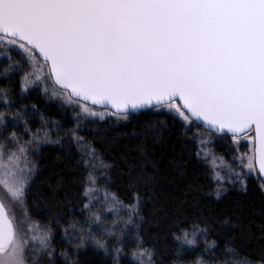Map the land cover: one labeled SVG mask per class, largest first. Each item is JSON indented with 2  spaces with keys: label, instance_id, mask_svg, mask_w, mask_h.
Returning a JSON list of instances; mask_svg holds the SVG:
<instances>
[{
  "label": "snow or ice",
  "instance_id": "6c2138e0",
  "mask_svg": "<svg viewBox=\"0 0 264 264\" xmlns=\"http://www.w3.org/2000/svg\"><path fill=\"white\" fill-rule=\"evenodd\" d=\"M0 47L7 60L0 77L10 81L23 72L21 91L35 87L59 99L77 126L89 118L126 121L142 111L164 112L193 133L195 158L207 165L216 200L228 191L225 182L246 191L250 177L264 192V0H0ZM0 102V132L23 124L30 137L0 136V264H36L38 254L46 257L41 264H56L52 228L32 221L26 203L36 167L30 151L61 141L49 138L43 116L33 132L9 90L0 88ZM72 138L82 140L75 132ZM217 138L230 140L231 162L207 147ZM89 154L84 166L94 169L96 150ZM110 179L88 172L84 219L62 228L72 249L59 253L65 264H76L73 257L89 245L112 257L111 264H155L140 233L138 196L125 203L110 191ZM201 239L205 252L216 247L195 222L177 229V258L192 254ZM195 264H204L203 256Z\"/></svg>",
  "mask_w": 264,
  "mask_h": 264
},
{
  "label": "trees",
  "instance_id": "16d2710c",
  "mask_svg": "<svg viewBox=\"0 0 264 264\" xmlns=\"http://www.w3.org/2000/svg\"><path fill=\"white\" fill-rule=\"evenodd\" d=\"M0 88L10 91L15 108L24 106L28 110L34 130L42 127L43 116L51 140L61 141L47 143L36 152L39 170L27 191L31 216L51 226L59 253L72 251L62 239V228L84 219L80 212L82 192L88 172L94 171L111 177L110 191L125 203H133L138 196L143 218L140 233L144 247L156 253L155 264H195L201 256L204 264L264 261V192L255 177L247 180L246 191L239 184H226L228 191L216 200L209 169L195 158L197 149L190 142L193 133H186L164 112L146 111L126 121L81 122L77 126L72 111L47 102L38 88L22 101L20 74L10 81L1 77ZM73 132L82 137L79 143L72 138ZM200 134L203 138L208 133L201 129ZM213 147L217 154L231 160L230 140L217 138ZM93 148L98 159L94 169H86L84 160L90 158L89 149ZM193 222L207 228L208 242L215 241L216 247L205 252L201 239L197 249L189 250L192 254L181 253L178 259L173 233L186 226L190 229ZM61 257L57 264H65ZM73 259L76 264L112 262V257L91 245Z\"/></svg>",
  "mask_w": 264,
  "mask_h": 264
},
{
  "label": "rangeland",
  "instance_id": "374dc122",
  "mask_svg": "<svg viewBox=\"0 0 264 264\" xmlns=\"http://www.w3.org/2000/svg\"><path fill=\"white\" fill-rule=\"evenodd\" d=\"M4 50H5V49H4L3 47H0V52H3ZM16 59L19 60L20 57H19V56H16ZM6 67H7V60H6V58H4V57H0V72H3L4 68H6ZM17 74H20V80H21V77L23 76V72H20V73H17ZM0 78H1V77H0ZM35 89H37V88L33 87V88H30L28 92H22V91H21V85H20V88H19L20 99H21L22 101L25 100L27 97H29V96L32 94V92H33ZM41 94H42V96L44 97V99H45L47 102L55 103V104H57L58 106H60V107H62V108H65V109H67V110L72 111L71 108H70L68 105L63 104V102L60 101L59 99H49L48 96L45 95V94L43 93V91H41ZM20 109H24L25 112H26V114L28 113V110H26V108H25L24 106H20V108H15V107H14V110H20ZM2 110H4V105H3L2 102H0V111H2ZM73 114H74V113H73ZM27 115H28V114H27ZM74 116H75V114H74ZM75 118L77 119L76 116H75ZM8 119H9V118L6 117V120H8ZM107 120H117V119H116L115 117H109V118H106L104 121H107ZM91 121H93V119H92V118H89V120H87V121H81V122L86 123V122H91ZM94 121L102 122V121H100L98 118H96ZM117 121H118V120H117ZM9 122H10V121H9ZM32 126H33V124L30 123V122L28 121V127H29L33 132H36L37 129H40V128H41V127H40V128H37V129L34 130ZM12 132H15V133L17 134V136L22 137V140H25V141H26V140H28V139L30 138L29 136H27V135L24 133V125H23V124H19V125H18L17 127H15V128L9 126L6 132H0V136H7V135H10ZM208 135H209V134H203V138H207ZM49 138H50V137H49ZM50 139H51V138H50ZM45 144H47V143H42V144H40V145H39V149H41ZM207 147L211 148V149L213 150L214 154H215L217 157H223L224 160H225L226 162H231V160L227 159L226 157L217 154V153L214 151L213 144L208 145ZM36 152H37V151H30V154H29L30 159L34 162V164H35V166H36V167H35L34 175H33V177H32V181L30 182V185H31L32 182L35 180V178L37 177V173H38V170H39V164H38V160H37ZM217 163H219V160L217 161ZM217 170H218V171H221L222 174L224 173V170H223V169H217ZM226 184H227V183L225 182V185H226ZM30 185H29V187H30ZM27 191H28V190H27ZM26 208H27V212H28V214H29V216H30V218H31L32 221L38 223V224L41 225V226H45V225L42 224L40 221L34 219V218L31 216V214H30V212H29V209H28V205H27V203H26ZM15 212H16L17 217H20V216L22 215V209H21L19 206H16V208H15ZM52 234H53L52 246H53L54 248H56V246H55V244H54L55 234H54L53 231H52ZM58 251H59V250L56 248V253H55V255H54V259H55L56 264H57V260H58V258L61 257V256L59 255V252H58ZM61 258H63V257H61ZM45 259H46V257H44L42 254H38L36 264H41V262H42L43 260H45Z\"/></svg>",
  "mask_w": 264,
  "mask_h": 264
},
{
  "label": "water",
  "instance_id": "95a60500",
  "mask_svg": "<svg viewBox=\"0 0 264 264\" xmlns=\"http://www.w3.org/2000/svg\"><path fill=\"white\" fill-rule=\"evenodd\" d=\"M143 112H146V111H142V112H140V113H143ZM136 114H139V113H136ZM136 114H133V115H136ZM133 115H131V116H133Z\"/></svg>",
  "mask_w": 264,
  "mask_h": 264
}]
</instances>
